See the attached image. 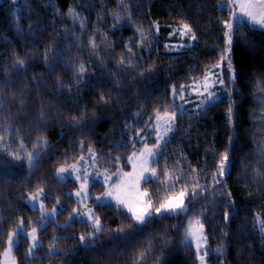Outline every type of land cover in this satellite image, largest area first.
Returning <instances> with one entry per match:
<instances>
[{"label":"trees","instance_id":"obj_1","mask_svg":"<svg viewBox=\"0 0 264 264\" xmlns=\"http://www.w3.org/2000/svg\"><path fill=\"white\" fill-rule=\"evenodd\" d=\"M226 3H0V264L18 224L30 229L40 223V211L26 202L39 190L46 191L49 208H63L39 232L34 256H26L28 239L21 238L17 264H136L142 252L141 264H198L195 248L185 243V229L196 219L205 228L208 264H264V237L255 224L256 215L264 219V30L235 25L233 95L179 112L172 138L152 164L158 178L143 184L155 205L158 196L184 191V213L153 214L137 225L125 209L97 204L93 196L100 231L74 219L65 225L79 205L72 196L78 186L54 175L92 152L111 172L128 171L156 112L177 111L164 108L172 103L171 87L203 77L227 55ZM182 24L195 34L194 44L170 51L169 36ZM165 168L180 177L174 187ZM91 190L97 196L104 185L93 183Z\"/></svg>","mask_w":264,"mask_h":264},{"label":"rangeland","instance_id":"obj_2","mask_svg":"<svg viewBox=\"0 0 264 264\" xmlns=\"http://www.w3.org/2000/svg\"><path fill=\"white\" fill-rule=\"evenodd\" d=\"M3 1L4 0H0V3H2ZM224 5H226V7H228L230 11V18L227 23L232 24V30L230 33L232 42H233V31L237 23H245L255 29L264 30V27L260 25L252 24L251 21L245 16L239 15L234 18L233 12L239 13V8L234 6L231 3V0H227V3ZM227 32H228V29H227ZM182 33H183V29L181 28V26H179L178 29L173 30L172 34H170L169 39L172 40L171 44L168 42L170 46L169 47L170 51L183 50L185 46L194 44L195 40L191 39V34L185 35ZM226 42H227V37H226ZM228 47L229 46L227 44L226 48ZM230 53H231L230 51H227V55L225 56V61L221 65L220 68H217L216 67L217 64H216L209 69L211 71L208 70V73L204 75L208 77L207 91H211L214 94L215 102L219 101L226 95L232 96L233 91L235 89V70H234V66L232 62V56ZM228 60L231 61L230 69L227 67ZM203 77L197 79V81L201 82L203 80ZM220 77L223 78V81H224L223 84L218 82ZM192 83L184 85V86L191 85ZM199 90L200 92H203L204 95H200L197 92H193L191 88L186 87L183 95L185 96L187 103L183 101H177V104L178 105L182 104V107L178 106L177 111L175 112L178 114L179 112H183V111L200 110V109L205 108L208 105L213 104V103H208V104L202 105L201 107H197V105H200L201 100H203L204 97L207 95V92L204 91V88L202 86H200ZM172 100H173V96H172ZM163 114L164 113H161L162 116ZM160 123H161V126L156 131H150L155 124V118H154V120L152 121L150 125L149 131H147V133L140 136L139 139L141 140L142 143L144 142V144L142 145L141 148H139L138 150L134 152L135 155H133L134 153L131 155L132 159L129 160L130 169L128 171L119 170L117 172H111L107 167H105L103 164L98 162L95 153L92 152L86 156H82L79 160L75 161L73 164L69 166H65L64 168L68 169V171L64 173H59L57 170L55 172L54 175L58 181L64 182L67 180H73L77 183V186H78V188L74 192H72V196L76 199L79 205L76 207L75 211L72 212L68 222L65 225L69 224V222L72 221L73 219L78 220V221L88 222L94 225L93 219L89 218V213L91 214V216L95 217V214L89 202L93 196L96 198L97 204H110L111 203L127 211V209L122 204H119L118 201L119 200H129L131 202L132 197L135 196V187H134L135 177L139 175L141 160L143 159L140 153L141 151H143L145 143L147 144L149 148H152L157 143V139H156L157 135L164 133L163 121H161ZM171 127H172V131L168 132L167 135H165L164 140L159 141L160 149L156 154L155 161L159 157L161 152L163 151L165 143L172 138L174 131H175V127H176V119L171 123ZM141 137H146V139H141ZM152 137L156 139V143L151 145V144H148L147 141L148 139ZM33 156H34V153H32L31 159L33 158ZM153 163L154 162L152 161L149 162L148 167L150 169H153L152 168ZM72 166H75L76 168L75 171L72 170ZM145 175H147V173H145ZM78 176L80 177V179H77ZM93 183H99V184L104 185V191L102 192V194L95 196V194L91 190V185ZM143 184H144L143 181L139 182L140 191H144ZM81 185H83L84 187L82 188ZM77 192H80L81 196H77L76 195ZM109 192H111V196L106 195ZM84 193H86V195H84ZM32 196H36V199L33 200L31 198ZM45 197H46L45 190H39L35 192L34 194H31L28 196V199L26 200V202L29 205V207L40 211V214H41L40 223L36 226H32L30 229H27L24 226V224L21 222L18 224L17 228L15 229L17 236L14 239L16 240V242L11 248L7 256L4 255L5 252L9 251L8 248H6L5 252L3 253V257H2V264H13V262L14 264H17L16 259L14 257V250L19 245L22 237H26L29 243L28 249L26 251V256L32 257L36 254V251L41 244L40 239H39V232L43 228H45L50 222L57 221V215L60 213V211L63 208L60 203H57L54 207L49 208L47 206ZM186 198H187V195H185L183 198V203L185 205L184 211L178 210L175 213H161V214H156V215L158 216L162 214L178 215V214L184 213L187 208ZM41 205H43V207H41ZM54 209L55 211H53ZM129 214L131 215V213ZM261 222H264V219L260 215H256L255 224L260 232H261L260 230ZM100 227H101V224H100ZM33 228L37 229V237H38L39 246L33 249L32 253L29 254L28 250L29 248L32 247L31 233H32ZM203 232H204V235L206 236L204 227H203ZM261 234L264 237V233L261 232ZM188 243H190L195 248V242L189 241ZM206 247L209 249L208 255L205 257V260L207 261V264H208L209 256H210V248H209L208 240L206 241ZM195 253H196V249H195ZM200 254L203 255V251H201ZM198 264H200L199 259H198Z\"/></svg>","mask_w":264,"mask_h":264},{"label":"snow or ice","instance_id":"obj_3","mask_svg":"<svg viewBox=\"0 0 264 264\" xmlns=\"http://www.w3.org/2000/svg\"><path fill=\"white\" fill-rule=\"evenodd\" d=\"M13 4L16 3V0H11ZM123 0H121V3ZM231 3L239 8V13L233 12V17H237L239 15L247 17L252 24L254 25H260L264 27V0H231ZM226 27L228 29V32L225 34L227 37V44L228 48L226 51H230V46L232 43V38H231V30H232V24L225 22ZM181 28L183 29L182 34H191V39L195 40L196 36L194 33H192V30L188 24H182ZM93 46H95V43L93 41ZM225 57L221 56V63L217 64L216 67L220 68L221 65L224 63ZM124 61H121L123 63ZM18 64L23 65L24 61L23 60H18ZM227 67L230 69L231 68V61H227ZM81 72L84 71L83 66H81ZM211 71V70H209ZM207 76L203 77V80L201 82H198L195 78L193 79V83L188 86L181 85L179 87L177 86H172L171 87V92L173 96L172 103L170 105H164V108H169V107H182V104L178 105L177 101H183L187 103L185 96L183 93L185 92L186 87L191 88L193 92H197L200 95H204L203 92H200L199 88L202 86L204 88V91L207 92V95L204 97L203 100H201L200 105H197V107H201L202 105L208 104V103H214L215 102V97L214 94L211 91H207L208 85H207ZM219 83L223 84V78H219ZM103 99V97H101ZM22 103V101H21ZM230 113V109H229ZM137 116L140 115V113L136 114ZM177 113L176 112H167L165 111L163 116L159 111L156 112L155 114V124L153 128L150 131H156L160 126H161V121H163V127H164V133L163 134H158L156 139L157 143L152 147L149 148L147 144L145 143L143 151H141L140 155L143 157L141 160V166H140V172L139 175L135 177V196L132 197L131 202L129 200H119L118 203L122 204L129 213H131V219L135 220L137 225H142L145 224L153 214H161V213H175L178 210L179 211H184L185 210V205L183 203V198L186 195L184 191H180L179 195L176 197H157V199L160 201L158 205L153 204V193H149L146 188L144 191H140L139 189V182L143 181L145 186L147 185L148 182L152 178H158L157 173L155 169H150L148 167V164L150 161L155 162V157L157 152L160 149V144L159 141L164 140L165 135H167L168 132L172 131L171 123L176 119ZM152 119V118H150ZM139 134V133H138ZM0 139H3L0 137ZM141 139H146V137H141ZM90 151V149L88 150ZM29 159L31 160L32 154L29 153ZM135 155V153L133 154ZM132 158L130 157L129 160ZM228 159L227 155L225 154L222 156L221 161H220V167L218 169L219 172H223L224 168V161ZM72 170L75 171L76 168L75 166H72ZM68 171V169L61 167L58 169L59 173H64ZM164 175L169 179L170 184L169 188L174 187V183H172L173 180H179L180 177H173L168 169H164ZM147 173V175H145ZM127 175V174H125ZM77 179H80L78 176ZM107 179V178H106ZM83 188L84 186L81 185ZM187 187V185L185 186ZM200 187L199 185L193 186L191 191L193 197L198 195L196 192V188ZM77 196H81L80 192H77ZM86 195V193H84ZM107 196H111V192L106 194ZM33 200L36 199V196L31 197ZM82 202V201H81ZM43 207V205H41ZM55 211V209L53 210ZM75 211V210H73ZM89 218L93 219L94 226L96 231H100V224H99V219L96 217L91 216L89 213ZM23 223V221H21ZM123 229H120L122 231ZM260 230L262 233H264V222H261V227ZM17 236V233L14 231L9 235V239L7 240V248L8 252H5L4 255L7 256L15 244L16 240L14 239ZM31 238H32V247L29 248L28 253L31 254L33 249L38 247V237H37V229L33 228L32 233H31ZM87 237L84 235L80 236V240L84 241ZM189 241L195 242V249H196V255L197 258L200 261V264H207V261L205 260V257L208 255L209 249L206 247V241L207 237L204 235L203 232V224L199 219H196L194 221H190L188 227L185 229V243H188ZM201 251H203V255H201ZM217 252H220V249H216ZM145 261V256L144 253H140V256L136 262V264H141V262ZM14 264V262H13ZM146 264V262H145Z\"/></svg>","mask_w":264,"mask_h":264}]
</instances>
